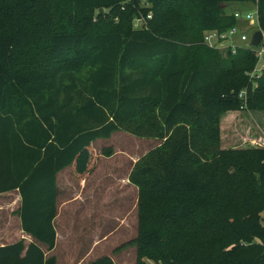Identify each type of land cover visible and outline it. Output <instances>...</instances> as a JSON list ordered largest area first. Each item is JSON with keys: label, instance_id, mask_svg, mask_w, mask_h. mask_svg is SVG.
<instances>
[{"label": "trees", "instance_id": "1", "mask_svg": "<svg viewBox=\"0 0 264 264\" xmlns=\"http://www.w3.org/2000/svg\"><path fill=\"white\" fill-rule=\"evenodd\" d=\"M248 4L264 30V0H0V194L20 195L33 239L0 246V264H58L43 248L57 243L58 174L87 175L116 131L161 142L129 175L137 264H264V134L222 146L226 117L264 112V75L251 89L250 52L203 44Z\"/></svg>", "mask_w": 264, "mask_h": 264}, {"label": "rangeland", "instance_id": "2", "mask_svg": "<svg viewBox=\"0 0 264 264\" xmlns=\"http://www.w3.org/2000/svg\"><path fill=\"white\" fill-rule=\"evenodd\" d=\"M254 7L234 6L228 12H252ZM113 20L118 19L113 17ZM142 24L135 17L134 28L139 29ZM226 118L224 148L253 147L252 143L241 140L249 129L250 136L264 134V112L245 110L236 114L235 120L233 116ZM160 143L116 131L93 144L95 162L87 175H77L73 167L58 174L57 243L52 252L43 247L47 257L54 256L58 264H88L103 256H110L115 264H137L139 190L130 182L129 175L138 159ZM108 150H112V156L105 154ZM19 207L17 192L0 194V245L21 240ZM23 239L27 244L32 242Z\"/></svg>", "mask_w": 264, "mask_h": 264}, {"label": "built area", "instance_id": "3", "mask_svg": "<svg viewBox=\"0 0 264 264\" xmlns=\"http://www.w3.org/2000/svg\"><path fill=\"white\" fill-rule=\"evenodd\" d=\"M145 3L148 0H143ZM235 18L240 22L227 31L220 32L211 30L204 33L203 44L210 49L220 51L224 54L236 56L240 51L250 52L255 59V66L247 76L250 79L251 89L258 87V81L264 75V30L261 28L258 8L254 7L253 11H236ZM152 15L148 16L151 19ZM256 32H261V39L258 45H253V37ZM248 86L239 93V99L246 103L250 91ZM246 104L244 105V107Z\"/></svg>", "mask_w": 264, "mask_h": 264}, {"label": "water", "instance_id": "4", "mask_svg": "<svg viewBox=\"0 0 264 264\" xmlns=\"http://www.w3.org/2000/svg\"><path fill=\"white\" fill-rule=\"evenodd\" d=\"M103 9H101V13H103ZM261 32H256L255 33V35H254V37H253V40H252V42H253V45H258V43H259V41H260V39H261ZM263 222H264V218H263Z\"/></svg>", "mask_w": 264, "mask_h": 264}, {"label": "crops", "instance_id": "5", "mask_svg": "<svg viewBox=\"0 0 264 264\" xmlns=\"http://www.w3.org/2000/svg\"><path fill=\"white\" fill-rule=\"evenodd\" d=\"M19 195V194H18ZM19 199H20V195H19ZM20 201H21V199H20ZM20 220V219H19ZM21 226V225H20ZM20 233H21V235H22V238H21V240H24L23 238H26V239H31V241H33L32 240V237L31 236H29V235H27L23 230H22V228H21V231H20ZM20 241V240H19ZM0 246H4V245H0Z\"/></svg>", "mask_w": 264, "mask_h": 264}]
</instances>
